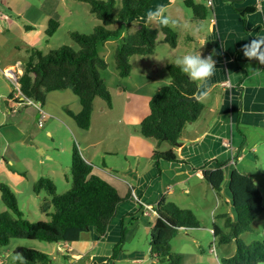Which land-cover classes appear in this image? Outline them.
Instances as JSON below:
<instances>
[{
    "label": "crops",
    "instance_id": "0c3cea01",
    "mask_svg": "<svg viewBox=\"0 0 264 264\" xmlns=\"http://www.w3.org/2000/svg\"><path fill=\"white\" fill-rule=\"evenodd\" d=\"M185 1L152 0L151 6L140 18L147 21L149 11L163 6V14L177 21L174 28L179 32V42L172 47L171 54H177L182 30L186 32L183 35L186 41L193 42L194 52L202 50L207 56L216 50L213 56L216 61L215 74L203 86L206 96L200 95L202 87L198 82V97L205 105L204 111L197 121L190 123V131L186 132L184 128L179 145L172 146L168 141L157 145L155 139L145 137L140 131L141 122L151 111L150 100L155 94L151 84L155 82L157 88L162 86L153 78L143 81L136 89L121 85L120 92L126 95V99L120 117L107 113L106 107L101 105L98 111L96 107L94 109L90 129L75 127L82 154L93 165V173L113 184L126 200L120 203L104 235L92 228L79 241L58 243L60 251L69 257L71 264H160L159 257L152 254L149 236L144 237L142 233L151 235L157 220V213L148 210L147 206H156L164 196L180 207L192 209L201 221L200 227L180 231L174 237L173 247L178 248L175 250L183 256L182 264H222L221 258L232 253L219 254L215 245H211L209 250L204 247L207 231L212 232L215 241V226L224 229L225 219L217 217L222 206L220 194L206 181L199 168L214 169L218 161H227L223 191L226 202L232 205L229 181L234 169L251 174L261 190L264 187V170L258 166L260 157L257 154L258 143L264 142V64L255 58L249 60L242 49L256 36L264 35V15L257 11L258 8L264 9V0H196L210 8L208 17L203 21L194 20L193 10ZM0 2L2 9L11 16L0 20V140L35 145L38 144L34 139L36 135H33L29 125L34 121L39 125L41 113L36 106L27 102L17 113H10L15 104L11 99L14 93L10 91L11 84L4 74L9 70L20 77L27 60L4 57L2 61V45L19 35L16 39L24 43V50L36 47L37 37L46 27L47 20L55 19L58 13L45 10L43 4L34 7L27 0ZM253 6H257L255 11L245 13V9ZM6 8L11 13L17 11L28 23L19 24ZM5 31H9V34H5ZM201 40L206 42L202 48ZM153 68L156 71L159 69L156 63ZM72 92H67L68 100L77 97ZM73 106L77 112L80 111V104ZM56 108L61 110L59 106H54L52 111H56ZM52 114L48 110L47 121L51 122V117L58 118ZM66 123L68 128H73L67 120ZM48 134L58 145L53 148H61L62 143L55 137L53 129H48ZM226 140H231L240 151V157L236 160L232 159L233 153L226 146ZM39 148L44 152V148ZM169 149L174 150L178 160H154L156 150ZM48 157L53 159L54 155ZM54 179L57 182L56 177ZM227 208L226 213L222 214L229 213L236 219L234 206L231 211L228 204ZM201 210H209V214L202 215ZM208 216H212L213 222L209 229ZM124 227L126 240L131 246L123 248L118 258L112 259L114 246L120 241ZM137 235L143 238V242L133 245L131 238Z\"/></svg>",
    "mask_w": 264,
    "mask_h": 264
},
{
    "label": "trees",
    "instance_id": "16d2710c",
    "mask_svg": "<svg viewBox=\"0 0 264 264\" xmlns=\"http://www.w3.org/2000/svg\"><path fill=\"white\" fill-rule=\"evenodd\" d=\"M81 1L91 5L92 12L102 24L97 25L91 33H71L73 40L79 45L78 50L70 45H63L49 53L36 47L28 49L29 57L25 62L24 72L19 77V84L27 97L41 102L46 101L51 91L72 89L81 99L82 110L76 114L69 112L80 127L90 129L96 97L103 98L109 104L112 101L110 88L101 74V70L106 69L109 64L99 53V45L121 36L122 26L129 28L133 22H137L135 31L124 36L115 51L120 75L128 76L132 71V55L154 53L160 33H163V42L175 47L179 42V32L174 26L155 27L140 18L151 6L152 0H123L120 11L115 8V0ZM185 3L193 10L195 21H203L208 17L210 8L204 2L186 0ZM256 9L257 6L248 7L245 13ZM116 22H121V26L117 29L108 28V25ZM59 25L58 20L51 18L47 32L53 34ZM168 67L171 83L160 87L152 96L151 111L141 122L140 131L145 137L155 139L157 145L168 141L176 146L181 142L186 125L199 119L205 105L199 97L197 100L191 99L198 96L199 83L190 81L174 63H170ZM153 158L156 161L178 160L173 149L156 150ZM226 163L227 161H218L214 169L199 168L216 192L222 190ZM72 180V188L65 193H58L57 184L51 177L43 176L36 181L35 192L39 194L45 190L51 196L55 208L54 212H50V204L44 203L42 210L50 219L38 221L25 218L15 191L8 184H0L2 198L8 208L0 212V247L9 244L14 237L57 243L76 242L92 228L104 235L126 197H122L109 181L93 173V165L76 145L73 149ZM229 187L237 216L234 219L229 213L224 214L225 225L230 231L226 232L215 226L214 233L223 242L235 241L236 252L223 257L221 262L261 264L264 262V240L247 243L240 236L252 230L254 221L264 211L262 190L251 174L237 168L231 173ZM154 208L157 220L151 231L152 254L159 257L160 264H182L183 256L173 250L172 239L180 229L200 227L201 221L192 209L180 207L166 196ZM125 236L124 227L120 241L114 246L112 259H117L123 250ZM14 252L25 257V264H46L51 261L50 253L23 245L17 246ZM16 263L21 264V261L17 260Z\"/></svg>",
    "mask_w": 264,
    "mask_h": 264
},
{
    "label": "rangeland",
    "instance_id": "374dc122",
    "mask_svg": "<svg viewBox=\"0 0 264 264\" xmlns=\"http://www.w3.org/2000/svg\"><path fill=\"white\" fill-rule=\"evenodd\" d=\"M27 1L33 4L34 7H39L41 4H43L46 7L44 8L45 10L53 11L54 13L55 11H57L58 14H55V19L61 21V24L59 25L57 30L53 34H49L47 32L49 20H47L46 27L42 29L40 35L37 37L36 48L41 49L45 53H49L53 49L59 48L63 45H70L78 50L79 45L73 40L71 33L73 31L91 33L97 25L102 24V21L92 12L91 5L85 1ZM115 1L116 10L120 11L122 9L123 0ZM6 10L12 15V18L14 20L19 22V24L25 25L26 23H28L23 16L17 14V11L11 13L8 8H6ZM189 12V17H191L192 13L191 11ZM3 23L4 25H7L5 22ZM94 23H96V25H94ZM149 23L155 27H159L153 22ZM120 26L121 22H116L108 25V28L117 29ZM137 27V22H133L129 28H127L126 26H122L121 36L113 39H108L107 41L99 45V53L105 57L106 61L109 64L106 69L101 70V74L105 79L108 87L110 88L112 101L111 104H109L103 98L96 97V111H98L101 105H104L106 107L105 111H107V113L114 114V116L117 115L118 117H120V111L126 99V95L123 92H120L121 85L126 86L129 89H136L139 85L143 84V81L147 79L151 80L153 78L158 80V84H161L162 86L168 85L172 80L171 73L168 67L171 62H168L166 57L175 58L184 54L192 53L195 50L193 42H188L186 41L187 38L183 37L186 32L185 30H182V39L180 40V47L176 51L177 54H171L170 50H173V46L167 42H163V33H160L159 42L156 45L155 52L149 55H132L130 57V61L132 64L131 74L128 76H121L116 66L115 51L116 48L122 43L123 37L126 36L129 32L135 31ZM10 30L14 31L13 29ZM5 34L8 35L9 31H5ZM10 35L12 36V34ZM18 36L14 38L12 37L9 43H3L2 61L4 57L12 58L13 60L23 59L24 61L29 57L28 51L24 50V43L20 39H16ZM15 44L18 47H16ZM200 51L203 56H206L205 51ZM145 60H149V62H146ZM154 63H156L159 67L157 71L153 68ZM4 74L6 75V72H4ZM146 74L147 77H145ZM7 78L8 82H10L11 84L10 91L14 93V99L15 93L19 92L18 85L14 79L8 76ZM168 80H170V82H167ZM4 83L6 84L5 81ZM149 83L150 82H148V84ZM151 85H153L152 88L154 93H156L158 89H160L157 88L158 86L155 85V82H153V84ZM68 91L72 92V89H57L48 93L45 102L38 101L39 103H41L43 109L46 112L50 110L52 113H54L52 114L53 116H57L59 118L58 119L55 117H51V122L46 120L44 121L43 126H39L38 123H35V121L29 125V128L33 132V135H36L34 139L38 144L28 146L19 142H4L3 140L1 142L0 140V184H8L15 191L19 206L24 213V217L30 221L50 219V216H48L42 210V205L46 202L50 204L49 211H55L51 196L45 190L41 191L39 194L34 190V185L39 178L47 176L51 178L53 177L54 179V177H56L57 182L55 179L54 180L57 184L58 193H65L72 188V161L74 146H78L81 150V145L77 140L78 135L75 132V127H82L79 126L75 117L69 111L75 114L79 113L82 110V103L80 97L76 94L75 95L77 97L68 100L66 96ZM72 94L74 93L72 92ZM79 104L81 109L77 112L73 105L79 106ZM54 106H59L61 110L56 108V111H52ZM57 111L59 114L57 113ZM65 119L73 125V128H68L66 126L67 123ZM48 129H53L55 137H58L60 139L62 143L61 148L60 146L57 149L53 148L58 145L54 143L53 136L48 134ZM185 129L186 132L188 130L190 131L192 129V125L190 123L187 124ZM8 145L10 146L8 147ZM39 146L44 148V152L39 148ZM12 152L16 153L17 155L12 154ZM51 154L54 155L53 159L51 157H48ZM257 154L260 157V159L258 160V166L260 170H264V142L260 144L258 143ZM225 172L227 173V171ZM225 183L226 182L223 183L222 190L217 192L218 194H220L219 199L222 204L219 209V213L217 214L218 219H225L222 213H226L227 204L230 207V211L231 207L233 209V205L226 202V194L223 191V188L226 185ZM262 190L264 193V187L262 188ZM7 209L8 208L3 201L2 191L0 189V212ZM201 211V213H203L202 215H205V213L209 214V210ZM207 225V229L213 226L212 216H208ZM221 225H223V223ZM223 228L226 232L230 231L229 228L226 227V225H223ZM183 230L190 231L191 229H180L178 232ZM207 234L208 236H206L204 243L205 250H209L211 245H215L216 252L218 251L219 254H221L222 252H229L233 255L236 252L235 241L223 242L219 239V237H216L214 241L212 232L207 231ZM142 236H149V239L151 241V235H149L148 233L144 232L142 233ZM240 237L247 243H250L254 240H264V211L254 221L252 230L241 234ZM173 240L174 238L172 239V247ZM140 241L143 242V238L138 235L131 238V242L133 245H138ZM181 243L182 241L180 240L179 245H181ZM19 245L35 248L47 253L51 252V261L46 264H71L69 257L66 254H62V252L60 251L61 247L57 242L26 239L20 237H14L10 240L9 244L0 247V264H17L16 261L14 262L12 260V256L16 254L14 250ZM130 246L131 245L129 244V242H127L125 237L123 248H129ZM175 249L178 248L175 247ZM175 249L173 247V250L177 252ZM53 255L55 256V259L53 258ZM261 264H264V262Z\"/></svg>",
    "mask_w": 264,
    "mask_h": 264
},
{
    "label": "clouds",
    "instance_id": "9594fccd",
    "mask_svg": "<svg viewBox=\"0 0 264 264\" xmlns=\"http://www.w3.org/2000/svg\"><path fill=\"white\" fill-rule=\"evenodd\" d=\"M257 11L264 15V9L258 8ZM163 13V6L158 7L155 11H149L147 13V22H153L157 26H175L177 24L176 20H172ZM205 43L206 42L203 40L200 41L201 48L205 45ZM242 49L244 50V56L249 60L255 58L260 62V64H264V35L256 36L249 43L244 44ZM214 55H216V50H213V52L207 56H203L201 51H199L184 54L175 58H166L168 62L170 61L179 67L181 72L186 74L190 81L199 82L202 87L200 95L206 96L207 92L203 90V86L207 84L208 80L215 74L216 71V61L213 59ZM153 209L155 210L154 206ZM12 260L14 262L19 260L21 261V264H25V257L22 254L13 255Z\"/></svg>",
    "mask_w": 264,
    "mask_h": 264
},
{
    "label": "built area",
    "instance_id": "2783aa9c",
    "mask_svg": "<svg viewBox=\"0 0 264 264\" xmlns=\"http://www.w3.org/2000/svg\"><path fill=\"white\" fill-rule=\"evenodd\" d=\"M8 18H9V15L5 12V10L2 9V6L0 5V20L8 19ZM5 72H6V75L8 77H10V78H12V79H14L16 81V83L18 85V89H19V92L15 93L14 99L12 97L13 101L15 102V104L12 107L10 113H17L20 110V108L23 106L24 102H27L29 105H34V106H36L39 109V111L41 113V117L39 119V126H43L44 125V121H46V118H47V112L43 109L41 103H39L38 101H36V100H34L32 98L27 97L21 91L20 84H19V79H17V77L19 78V76L16 73H13V72H11L9 70H7ZM226 146L232 150V153H233V158L232 159L233 160H236V158L240 157V151L238 150L237 147L234 146V144L232 143L231 140H226ZM147 209L156 212L153 209V207H151V206H147Z\"/></svg>",
    "mask_w": 264,
    "mask_h": 264
},
{
    "label": "water",
    "instance_id": "95a60500",
    "mask_svg": "<svg viewBox=\"0 0 264 264\" xmlns=\"http://www.w3.org/2000/svg\"><path fill=\"white\" fill-rule=\"evenodd\" d=\"M17 79H19V78L17 77ZM191 99H192V100H197V99H198V96L195 95V96H193ZM61 245H62V243H61Z\"/></svg>",
    "mask_w": 264,
    "mask_h": 264
}]
</instances>
